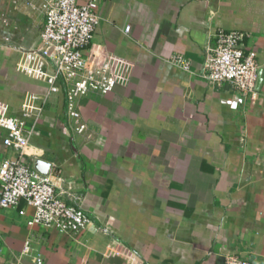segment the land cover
I'll return each mask as SVG.
<instances>
[{"label": "crops", "instance_id": "1", "mask_svg": "<svg viewBox=\"0 0 264 264\" xmlns=\"http://www.w3.org/2000/svg\"><path fill=\"white\" fill-rule=\"evenodd\" d=\"M46 1L0 0V101L20 117L26 95L46 98L27 160L48 163L55 192L91 224L28 227L20 202L0 211V264H264V0H94L87 60L116 85L77 101L81 134L63 92L15 69L39 46ZM219 30L246 35L254 100L201 77ZM4 136L0 163L15 157Z\"/></svg>", "mask_w": 264, "mask_h": 264}, {"label": "built area", "instance_id": "2", "mask_svg": "<svg viewBox=\"0 0 264 264\" xmlns=\"http://www.w3.org/2000/svg\"><path fill=\"white\" fill-rule=\"evenodd\" d=\"M43 10L39 46L21 52L15 69L43 82L48 93L63 92L68 121L77 122L74 130L81 134L86 125L79 122L77 101L91 93L107 95L116 85L107 69L90 67L87 60L86 51L100 21L97 4L94 0L82 5L77 0H47ZM128 31L126 26L124 32ZM173 62L184 70L189 69L188 63L180 57L173 58ZM201 77L214 85L228 84L254 100L258 65L255 54L246 47V35L238 31H217L214 46L204 53ZM45 102L46 98L30 93L22 102L21 116L15 117L10 115L8 105L0 101V130L5 132L2 144L15 153L14 158L0 163V211L17 208L24 202L32 212L26 222L28 227L41 226L60 233L78 234L90 226L89 217L56 193L50 178L33 169L27 160L33 126ZM224 264L248 263L228 256Z\"/></svg>", "mask_w": 264, "mask_h": 264}, {"label": "water", "instance_id": "3", "mask_svg": "<svg viewBox=\"0 0 264 264\" xmlns=\"http://www.w3.org/2000/svg\"><path fill=\"white\" fill-rule=\"evenodd\" d=\"M261 84V71H258V78H257V83H256V88H258ZM34 169L38 171L39 173L46 175V172L48 170L49 164L45 163L41 160H37L34 164Z\"/></svg>", "mask_w": 264, "mask_h": 264}]
</instances>
